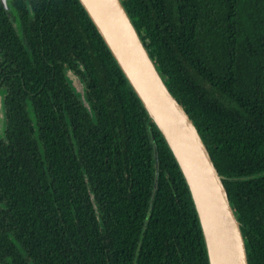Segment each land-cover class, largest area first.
Instances as JSON below:
<instances>
[{
	"label": "trees",
	"instance_id": "obj_1",
	"mask_svg": "<svg viewBox=\"0 0 264 264\" xmlns=\"http://www.w3.org/2000/svg\"><path fill=\"white\" fill-rule=\"evenodd\" d=\"M6 2L0 53L34 95L5 96L0 264H209L178 164L80 2ZM121 2L264 264V0Z\"/></svg>",
	"mask_w": 264,
	"mask_h": 264
},
{
	"label": "water",
	"instance_id": "obj_2",
	"mask_svg": "<svg viewBox=\"0 0 264 264\" xmlns=\"http://www.w3.org/2000/svg\"><path fill=\"white\" fill-rule=\"evenodd\" d=\"M0 1L8 7L6 0ZM78 1L178 164L197 213L209 264H248L240 222L229 201L224 176L182 104L165 85L121 0ZM66 73L87 105L80 78L69 68Z\"/></svg>",
	"mask_w": 264,
	"mask_h": 264
},
{
	"label": "flooded vegetation",
	"instance_id": "obj_3",
	"mask_svg": "<svg viewBox=\"0 0 264 264\" xmlns=\"http://www.w3.org/2000/svg\"><path fill=\"white\" fill-rule=\"evenodd\" d=\"M13 24L15 25L16 22L13 21ZM8 62L9 61L6 59V57H3L0 53V135L3 133L4 129L6 94L12 92L15 89L19 91L22 87V91L18 94L19 102L24 103L25 106L28 107V109L32 108L31 95H34L32 90V83L26 86L24 83V80L26 79L22 75L21 71L16 70V66L7 65ZM18 85H21V87H19ZM30 115L33 116V113H30Z\"/></svg>",
	"mask_w": 264,
	"mask_h": 264
}]
</instances>
